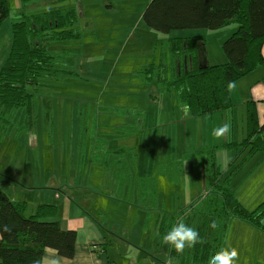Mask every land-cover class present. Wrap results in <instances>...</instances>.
I'll list each match as a JSON object with an SVG mask.
<instances>
[{
	"label": "rangeland",
	"instance_id": "obj_1",
	"mask_svg": "<svg viewBox=\"0 0 264 264\" xmlns=\"http://www.w3.org/2000/svg\"><path fill=\"white\" fill-rule=\"evenodd\" d=\"M69 2L79 11L77 28L82 38L65 49L67 63L78 75L42 86L36 97L34 126L26 124L23 109L12 115L10 123L0 126L1 188L12 193L11 196L17 190L22 196L19 199L28 202V214L42 203L56 204L71 216L86 211L119 238L132 237L130 243L136 244L130 247L132 253L158 256L165 263L168 245L162 243L157 232L158 215L188 209L205 196L200 170L189 159L188 165L184 163L185 172L176 181L158 176L159 207L148 212L142 204L138 206L134 184L125 187L121 202L112 200L116 196H110V188L103 192L102 181L106 182L109 174L117 186L123 177L108 171L103 161L110 163L117 157H127L130 174L137 171V164L140 172H144L154 154L165 145L170 157L181 158L191 155L198 145L207 144L205 125L211 131V123H205V117L200 116L191 117L189 123L180 117L178 124L174 114L182 109L175 90L161 91L156 82L144 81L140 72L152 63L159 65L170 37L201 35L205 41V32L213 31L207 33V41L217 62L225 55L222 46L231 34L220 43L226 32L203 28L164 33L151 29L143 20V11L150 0H95L93 4L67 0L61 5ZM8 3L11 14L0 26V69L10 52L12 22L23 7L21 0ZM33 9L36 11V7H30L28 12ZM234 26L221 29L229 31ZM165 97L166 105L159 104L158 100ZM164 108L170 109L167 115ZM136 113L144 117L145 134L140 138L123 137L121 133L126 134L131 122H136ZM169 118L172 127L168 131ZM121 147L134 149L135 157L118 154L116 150ZM159 154L162 156V152ZM221 166L225 171L234 169L228 162ZM252 169L240 173L235 181V187L247 188L243 189L242 200L248 209H254L261 197L254 198L249 193L250 189L256 190L260 177L250 179ZM232 170L229 174L233 175ZM16 177L26 188L15 187L12 181H19ZM225 242L229 239L224 240L222 247ZM230 244L238 249L239 256L248 260L252 256L256 264H264V239L252 238L244 243L235 239Z\"/></svg>",
	"mask_w": 264,
	"mask_h": 264
},
{
	"label": "trees",
	"instance_id": "obj_2",
	"mask_svg": "<svg viewBox=\"0 0 264 264\" xmlns=\"http://www.w3.org/2000/svg\"><path fill=\"white\" fill-rule=\"evenodd\" d=\"M41 1L47 8L28 12L30 7H41L38 6ZM64 1L67 0H21L20 15L12 22L10 52L0 69V126L10 123L12 115L20 109L26 113V124L34 126L36 97L42 86L78 75L67 63L65 46L82 38L77 28L79 11L73 7H51ZM10 14L8 0H0V26ZM143 20L147 27L164 33L236 26L222 46L225 63L200 68L198 46L204 37L173 36L167 40V52L162 54L159 65L152 63L140 72L144 81L156 82L161 91L175 90L186 117L231 108L229 82L264 67V0H150L143 11ZM142 120L141 113H136V122L126 134L136 133ZM219 149L235 150L237 155L248 150L232 173L242 167L248 156L264 152V124H260L253 103L247 108V136L242 142L200 146L191 155L167 160L159 168L161 174L176 181L185 160L200 158L204 166L207 195L192 204L186 214L163 216L158 223L160 236L179 219L199 231L206 243L186 247L190 264H208L209 258L222 247L231 219H241L264 231V200L254 209L240 202L230 184L231 174L226 176L217 162ZM116 152L135 157L132 148L121 147ZM103 164L109 165V161ZM137 185L143 207H155L156 179L138 176ZM27 211L26 201L13 200L0 188V264H43L47 248L64 258L75 256L77 233L74 229H63L55 219L58 205L42 203L33 213ZM213 221L215 228L211 227ZM5 225L11 231H4ZM183 255L184 251L178 253L169 245L171 260L179 264Z\"/></svg>",
	"mask_w": 264,
	"mask_h": 264
},
{
	"label": "crops",
	"instance_id": "obj_3",
	"mask_svg": "<svg viewBox=\"0 0 264 264\" xmlns=\"http://www.w3.org/2000/svg\"><path fill=\"white\" fill-rule=\"evenodd\" d=\"M106 1V0H105ZM66 2V1H64ZM95 0H92V2H88L87 0H83V3H94ZM144 2V1H143ZM142 4H145L143 3ZM63 3V2H62ZM56 4L51 5V7L56 8H72L73 3H65V5ZM38 6H41L37 8L36 10H42L47 8V5L41 1ZM75 8V6H74ZM77 9V7H76ZM78 10V9H77ZM35 11V10H33ZM236 26H234L235 28ZM234 28H231L229 31H224V29L216 30L220 33L226 32L227 34L223 37L220 41V43L227 38L232 32H234ZM210 31V30H207ZM207 33H213V31L205 32V47H206V57H207V63L208 65H214L219 64L217 62H225L227 58L223 55L221 59L217 62H215L213 59H215L216 55L212 52V49L210 48L208 41H207ZM212 35V34H210ZM182 36V35H180ZM203 42V43H204ZM200 43L199 45H201ZM224 54V53H223ZM262 54L264 56V45L262 48ZM235 87L229 94L231 96L232 104L233 106L227 110H219L215 111L211 114H207L201 117H205V123H211L212 130H207V126L205 125V134L206 139L205 143L198 145L200 146H219L225 142H242L246 136H247V108L250 103H253L256 107L257 116L259 119V122L261 125L264 124V67H259L258 69L252 71L251 73L247 74L243 78L237 80L234 82ZM163 103L166 105V97L160 98L158 100V103ZM166 107V106H165ZM169 108V106H168ZM173 109L176 110L177 108L173 106ZM170 110V109H168ZM167 108H164V112L167 115ZM178 110V109H177ZM172 111V108H171ZM175 113V111H174ZM179 114V118L177 115ZM174 116L176 117V121H181L180 117H182V121L184 123H189L191 120V117H186L183 113V110L177 111V114L175 113ZM185 117V118H184ZM204 119V118H202ZM146 121V119H145ZM171 118L168 119V122L166 124L167 130L169 131L170 127H172ZM134 124V122H131V125ZM141 125H138V129L136 133L129 135L121 133V135L124 137V135L127 136H138L140 138L145 134L146 132V126L144 124V117L142 120ZM178 124H181L178 122ZM223 125L229 126V131L225 133V135L219 139L214 138L212 136V131L216 127H220ZM179 130V129H178ZM178 130H174L176 133ZM130 137V138H131ZM157 150V149H156ZM92 152V149H91ZM162 152V156L159 154ZM166 154V156H165ZM189 154V153H188ZM186 154V155H188ZM248 154V150L244 152H240L237 155V151L234 150H228L226 149H220L217 153V162L220 165L221 169L225 172L226 176H229V172L232 170L227 169L226 171L222 168V165H224L226 162L232 167L237 165L242 159H244ZM184 157V156H183ZM183 157H170V153L168 152V149L166 148V145L161 148V150L158 152V154H154V158L152 159L151 164L147 166L144 172H140L139 166L137 164V171H129L127 170V165H130L128 163L127 157H117L112 162L109 163V165H104L106 169L108 168V171H111L115 174H122L123 177L121 178V183L118 182V186L114 184L112 181V175H108L106 178V182L104 180L102 181L103 185V192H105L106 188H110V196H116L115 198L112 197L113 201H122L120 196L125 193V187L128 186V184H134L135 191H136V201H138V206L142 204L143 202L139 199L138 194V185H137V178L138 176H149L154 177L156 179V205L153 208L146 207L145 210H148V212H152L156 210L159 207V199H158V176H165L159 172V168L163 163H165L167 160L172 159H182ZM158 158V159H157ZM189 159L185 160L186 165H188ZM108 161V160H107ZM194 161V165H196L197 169L200 170L204 185V166L202 165V160L199 159H192ZM104 162V161H103ZM120 166V171H119ZM131 168V167H130ZM250 168H253V173L251 174V178H256L258 176V184L256 186V190L252 191L250 189V194L252 197L256 198L259 197V201L256 204H259L264 200V152H256L246 158V161L240 167L233 175L231 174V186L236 189L238 199L240 202L244 205V201L242 200V194L244 193L243 189L247 188L244 185H239L238 187H235V181L237 180L240 173L244 174ZM185 172L184 165H183V173ZM130 174V175H129ZM256 175V176H255ZM258 175V176H257ZM167 177V176H165ZM17 178V177H16ZM167 179H169L167 177ZM19 181H12L13 184H15V187H21L22 189L26 188V185L21 183L22 181L20 178H17ZM122 185L124 187H122ZM0 184V188H1ZM261 188V189H260ZM2 189V188H1ZM6 194L13 200L18 201H26L19 199L22 196L19 195L17 190H14L13 195L12 193L2 189ZM208 191H205V196L207 195ZM19 196V197H17ZM27 202V201H26ZM67 202V201H66ZM28 203V202H27ZM65 203V201L63 202ZM62 203V204H63ZM255 204V205H256ZM254 205V206H255ZM64 206V204H63ZM191 206V205H190ZM189 209V208H188ZM188 209H177L173 211L172 213H164L161 212L158 215L157 218V232L159 231L158 223L161 220L163 216H170V215H184L188 212ZM147 212V211H146ZM147 212V213H148ZM67 214V215H66ZM58 216V217H57ZM56 220H58L61 224V227L63 229H74L77 233V239H76V252L75 256L71 259L64 258L60 256L54 249L47 248L44 253L43 257V264H165L163 263V259L159 258L158 256H150L145 254H136L132 253V250L130 247H132V244L130 243L132 241V237H126L127 240L121 239L118 236L114 235L111 230H108L104 227V224L101 223V221L97 217L90 216V214L86 211L79 212L78 214H75L74 216H71L70 213H65L64 210L58 211ZM105 220L107 219L104 216ZM106 226V225H105ZM145 230V229H144ZM160 235V232H159ZM160 237V236H159ZM162 237V236H161ZM160 237V238H161ZM262 238L264 239V231L259 230L257 228L252 227L245 221L241 219H231L229 222V227L226 235V239H229L230 243L231 241L242 240V242H246L249 240L255 239V238ZM225 239V240H226ZM136 245V244H134ZM168 256L166 257L167 260H169V245L167 247ZM136 254V255H135ZM183 259L181 260V263L179 264H190L187 258L186 254V248L184 249V255ZM256 264V260L252 259V256H250V259L248 260L246 256H239L236 264ZM171 264H177L174 260H171ZM259 264V263H258Z\"/></svg>",
	"mask_w": 264,
	"mask_h": 264
},
{
	"label": "clouds",
	"instance_id": "obj_4",
	"mask_svg": "<svg viewBox=\"0 0 264 264\" xmlns=\"http://www.w3.org/2000/svg\"><path fill=\"white\" fill-rule=\"evenodd\" d=\"M235 87L234 82H229L228 90L231 92ZM229 131L228 125L216 127L212 131L214 138H221ZM211 227L215 228L216 223L213 221ZM4 231H11L5 225ZM161 241L165 245L172 246L178 253L183 252L184 249L194 247L196 244L206 243L205 239L200 236V233L194 227L188 226L183 219H179L171 229L162 236ZM226 246L221 247L214 255L209 258L208 264H236L239 258V251L230 243L225 242ZM165 264H171V259L167 260Z\"/></svg>",
	"mask_w": 264,
	"mask_h": 264
},
{
	"label": "water",
	"instance_id": "obj_5",
	"mask_svg": "<svg viewBox=\"0 0 264 264\" xmlns=\"http://www.w3.org/2000/svg\"><path fill=\"white\" fill-rule=\"evenodd\" d=\"M198 52H199V65H200V68H204V67H206L208 65L207 57H206L205 43L202 42V44L198 46Z\"/></svg>",
	"mask_w": 264,
	"mask_h": 264
}]
</instances>
